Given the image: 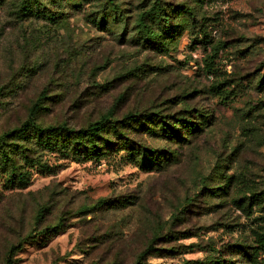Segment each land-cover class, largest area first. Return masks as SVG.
I'll return each instance as SVG.
<instances>
[{
	"label": "rangeland",
	"instance_id": "374dc122",
	"mask_svg": "<svg viewBox=\"0 0 264 264\" xmlns=\"http://www.w3.org/2000/svg\"><path fill=\"white\" fill-rule=\"evenodd\" d=\"M155 4L149 41L138 20ZM40 9L55 18L0 14V131L31 112L71 125L151 114L123 129L154 163L114 137L118 151L100 161L45 155L51 171L31 169L25 188L0 176V264H264V0Z\"/></svg>",
	"mask_w": 264,
	"mask_h": 264
},
{
	"label": "trees",
	"instance_id": "16d2710c",
	"mask_svg": "<svg viewBox=\"0 0 264 264\" xmlns=\"http://www.w3.org/2000/svg\"><path fill=\"white\" fill-rule=\"evenodd\" d=\"M40 7L41 0H0V14L7 12L19 23L31 17L42 20H53L55 18L54 14L42 11ZM156 8V4L153 5L147 13H142L138 20L140 31L143 32L149 41H152L155 35L147 23V18L160 13L161 7H158L159 9ZM34 108L36 107L34 106ZM33 113L31 112L20 123L0 131V176H4L11 184H17L21 188L27 187L30 178L29 171L33 168L43 172L51 171L47 162L43 159L47 154H52L62 159L72 158L79 162L100 161L112 152L118 151L114 146L116 144L114 137L121 140V147L125 146L129 152L137 153L140 156L141 165L153 162V158L149 157L151 153L148 148L144 145L132 146V141L128 137L129 132L123 129L125 126H133L131 122L139 117L140 124L143 125L146 118L149 119L152 116L151 114L142 115L144 116L143 118L137 113H129L122 120L114 119L113 116L110 118L104 116L95 121L71 125L63 121L45 124L36 120L34 115H32ZM176 121L183 123L182 125L187 127L189 132H195L196 124L194 122L189 121L185 117L178 118ZM178 124H171L170 121H165L160 129H163L168 134L176 133ZM126 148L125 150H127ZM107 200L110 199L101 198L98 203L103 204ZM81 208L85 209L86 206L83 205ZM45 209L46 207L39 209L37 218L42 216ZM61 225L62 223L60 222L59 226H52L51 229L58 231V229H61ZM47 229L50 230V228ZM257 242L259 249L264 250V235L259 236ZM209 250L219 252L215 247L209 248ZM242 250L247 255L253 254L254 257L259 252L256 247H254L252 253L246 251L243 246ZM10 251L11 253L14 252L13 246ZM230 261L235 264L234 261ZM7 262L12 264L11 258H8ZM184 264L230 263L229 260L219 257L210 260H196V262L187 259Z\"/></svg>",
	"mask_w": 264,
	"mask_h": 264
}]
</instances>
